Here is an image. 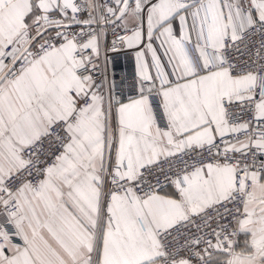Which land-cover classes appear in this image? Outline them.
<instances>
[{
    "label": "snow or ice",
    "instance_id": "snow-or-ice-1",
    "mask_svg": "<svg viewBox=\"0 0 264 264\" xmlns=\"http://www.w3.org/2000/svg\"><path fill=\"white\" fill-rule=\"evenodd\" d=\"M0 264H264V0H0Z\"/></svg>",
    "mask_w": 264,
    "mask_h": 264
},
{
    "label": "built area",
    "instance_id": "built-area-1",
    "mask_svg": "<svg viewBox=\"0 0 264 264\" xmlns=\"http://www.w3.org/2000/svg\"><path fill=\"white\" fill-rule=\"evenodd\" d=\"M120 62L116 67V72L119 75L120 79L123 80L125 73H127L128 75V84L130 85L133 81H132V75H133V71H134V66L132 63V57L131 55L127 56V57H120L119 58ZM121 91H125V89H121Z\"/></svg>",
    "mask_w": 264,
    "mask_h": 264
}]
</instances>
